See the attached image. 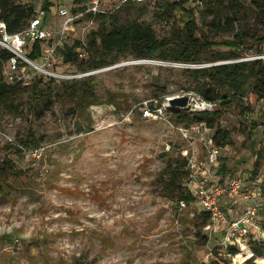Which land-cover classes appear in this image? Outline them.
<instances>
[{"label": "rangeland", "instance_id": "rangeland-1", "mask_svg": "<svg viewBox=\"0 0 264 264\" xmlns=\"http://www.w3.org/2000/svg\"><path fill=\"white\" fill-rule=\"evenodd\" d=\"M41 1L45 7L46 0H33L35 7ZM50 1L49 23L61 7L76 12L92 2ZM175 1L182 0H170ZM163 4L105 0L102 8L118 14L120 23H147L162 40L175 26L161 18ZM197 16L209 41L241 36L264 56V46L254 43L264 34V12L253 0H206L197 7ZM100 24L98 15L89 14L69 32L66 42L76 46L77 61L66 64L61 52L57 56L55 71L78 78H45L37 92L33 84L24 85L30 88L13 99L16 110L0 111V167L10 160L20 171L0 191V264H209L221 258L239 264L237 256L248 258L250 251L244 264H259L263 257L255 256L251 244L264 242V99L251 88L244 91L249 119L238 104L239 95L224 110L221 124L232 132L233 142L221 151L215 182H210L243 177L241 196L222 201L228 224L199 227L198 197L182 208L161 196L155 180L171 157H186L196 149L204 160L214 136L215 130L204 124L186 138L183 126L173 123V109L194 112L205 101L193 91L198 77L192 70L261 55L243 48L235 51L241 58L228 61L221 58L234 51L214 47L204 52V63L185 64L104 53L110 64L91 75L100 103L65 102L57 92L62 83L86 80V73L98 70L82 65L89 60L83 53ZM199 82L208 88L205 78ZM157 86L165 90L160 97L155 96ZM184 96L190 98L187 108L169 102ZM146 110L152 115L146 116ZM30 139L36 143L29 147ZM257 163L261 167L255 174ZM223 166L227 174L221 172ZM239 220L244 221L235 226ZM246 226L249 234L243 237ZM231 246L239 249L237 255L230 254Z\"/></svg>", "mask_w": 264, "mask_h": 264}, {"label": "trees", "instance_id": "trees-1", "mask_svg": "<svg viewBox=\"0 0 264 264\" xmlns=\"http://www.w3.org/2000/svg\"><path fill=\"white\" fill-rule=\"evenodd\" d=\"M26 4H17L14 0H0V21L7 24L9 33L21 32L25 29L27 21L35 16V4L33 0H27ZM82 4L88 0H75ZM196 0H182L170 2L166 1L162 5V19L174 23L171 35L160 40L156 31L147 23L138 20L127 23H120L118 14L100 13V28L92 36V41L88 50L89 60L83 63L87 70L101 69L110 64L103 54L115 52H129L136 59L162 60L167 62L202 64L204 63V52L214 47H223L234 51L232 56L221 58L223 60H236L241 58V54L235 51L247 49L256 50L254 44L249 45L243 37L239 36L232 40L220 42L209 41L197 16V7L192 4ZM204 4L206 0H201ZM254 5L264 12V0H253ZM191 4L192 8L186 5ZM52 2L46 0L45 9L49 13ZM230 21V19H228ZM213 25L216 21L212 22ZM228 22H226L227 24ZM220 25V23H219ZM254 43L264 46V34H260L254 39ZM262 56L263 50H256ZM61 52L64 63L68 64L78 60L76 46H71L65 42L57 51V56ZM13 54L10 51L0 48V111L13 112L16 107L13 99L29 88H23L22 84H9L4 80L3 70L5 64ZM30 57L39 59L41 52L39 44H36L30 52ZM57 60V57L56 59ZM56 64V62H55ZM198 77L195 84V91L203 100L217 104L212 111L174 110L172 112L173 123L178 126L191 128L195 125H206L209 129L215 130L213 140L216 147L224 149L233 142L232 132L224 128L221 121L224 117V110L231 107L236 101V96H240L238 102L243 106V115L250 116V108L245 94L247 86L258 99H264V59H252L248 61H232L227 64L205 66L192 70ZM205 78L208 88L201 84L199 80ZM93 76L86 80H77L71 83L64 82L58 89L60 99L65 102H75L86 104L87 106L100 103L93 86ZM51 81H56L52 79ZM44 82V78H38L33 83V92H37L39 85ZM154 89L155 96L160 97L163 89ZM47 90L53 94L54 90L48 87ZM81 91V92H80ZM165 92V90H163ZM28 146L35 144L34 139H30ZM260 165L257 163L255 174H258ZM227 167L223 166L221 172L227 174ZM15 164L7 160L0 167V191H6L8 183L20 176ZM192 171L189 167L188 157H171L165 169L156 178L157 187L161 196L179 204L185 202L187 205L195 202V196L188 186V180ZM203 222L199 227H206L211 223V215L202 208L201 215ZM255 256L263 257L258 259L259 264H264V242H254L251 244ZM230 254L237 255L239 249L236 246L229 247ZM219 255V254H216ZM205 264V263H204ZM209 264H228L224 258L213 260Z\"/></svg>", "mask_w": 264, "mask_h": 264}, {"label": "built area", "instance_id": "built-area-1", "mask_svg": "<svg viewBox=\"0 0 264 264\" xmlns=\"http://www.w3.org/2000/svg\"><path fill=\"white\" fill-rule=\"evenodd\" d=\"M136 1L140 3H157L170 0H125ZM42 2V1H41ZM45 2L35 7V16L29 20L28 25L24 30L17 33H9L7 24L0 21V48L10 51L13 55L4 66V80L13 85H32L38 78L52 79H75L76 75H63L55 71V62L58 49L66 42L69 32L75 30V25L80 22L86 15H98L107 13L102 6L105 0H92L91 6L83 7L79 11H71L66 7H61L52 22H48V13L44 7ZM195 7L203 5L201 0H196L192 4ZM39 44L41 57L33 59L30 57V52L35 45ZM84 56L88 55V50L85 49ZM264 59V56H258L254 59ZM101 69L88 72L85 76L92 75ZM217 104L204 101L203 106L195 111L214 110ZM145 115H152L149 110L145 111ZM248 119L249 115L246 116ZM202 125H195L191 128L182 127L180 131L189 138L192 131H200ZM207 156L204 160L198 159V151L193 150L188 157L189 167L192 171L188 186L193 191L194 196H197L203 210L211 215V222L216 224H228V216L223 211V198H236L241 196L243 187V177L233 176L223 180L221 184L216 181V184L210 186V182H215L213 171L219 167L221 151L214 144L213 138L207 142ZM182 208H186L185 202L180 203ZM252 214L254 212H251ZM244 220L237 221L234 225L240 226ZM211 224V223H210ZM241 236H248L249 227L241 229Z\"/></svg>", "mask_w": 264, "mask_h": 264}, {"label": "water", "instance_id": "water-1", "mask_svg": "<svg viewBox=\"0 0 264 264\" xmlns=\"http://www.w3.org/2000/svg\"><path fill=\"white\" fill-rule=\"evenodd\" d=\"M190 98L187 96L184 97H174L169 100L170 104L174 107H180L182 109L187 108L189 105Z\"/></svg>", "mask_w": 264, "mask_h": 264}, {"label": "bare ground", "instance_id": "bare-ground-1", "mask_svg": "<svg viewBox=\"0 0 264 264\" xmlns=\"http://www.w3.org/2000/svg\"><path fill=\"white\" fill-rule=\"evenodd\" d=\"M251 255H252V252L250 251V255H249L248 258H250ZM248 258H245V256H244L243 254H239V255L237 256L238 263H239V261H240L239 264H244V262H245ZM239 259H240V260H239Z\"/></svg>", "mask_w": 264, "mask_h": 264}, {"label": "crops", "instance_id": "crops-1", "mask_svg": "<svg viewBox=\"0 0 264 264\" xmlns=\"http://www.w3.org/2000/svg\"><path fill=\"white\" fill-rule=\"evenodd\" d=\"M199 157H200V156H199V154H198V159H199Z\"/></svg>", "mask_w": 264, "mask_h": 264}]
</instances>
